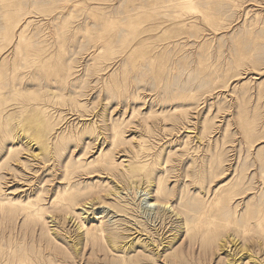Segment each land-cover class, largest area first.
<instances>
[{"label": "rangeland", "instance_id": "1", "mask_svg": "<svg viewBox=\"0 0 264 264\" xmlns=\"http://www.w3.org/2000/svg\"><path fill=\"white\" fill-rule=\"evenodd\" d=\"M256 203L264 0H0V264H264Z\"/></svg>", "mask_w": 264, "mask_h": 264}, {"label": "bare ground", "instance_id": "2", "mask_svg": "<svg viewBox=\"0 0 264 264\" xmlns=\"http://www.w3.org/2000/svg\"><path fill=\"white\" fill-rule=\"evenodd\" d=\"M216 175H217V173H214L212 178H214ZM243 183H244V181L240 180L239 182L233 184L232 186H229V188L226 189L225 191H222L221 193H219V195L216 196V198L213 200L212 205L207 206V208L209 207V210L204 205H202L201 207H198V209H196V210H198V212H197V221L195 222L194 225H189L188 226V231L190 232L192 229H196L197 227H200L201 223L204 222L202 217L207 215L208 212L211 211L212 209H216L217 211H219L225 205H228L232 200L237 199L238 196H242V195L246 194V192L248 191V187L243 186L242 185ZM164 194L165 193H164V190L162 188V183L160 182V187H159V190L157 191V198H156V202L157 203L155 202V204H154L152 202L153 204H151V207L152 206L155 207L157 205H160L163 202L165 203V205H167L169 200L164 196ZM61 198L64 199V200L70 199V201H72V202L75 201V200L71 199L72 196L67 197V195H61ZM78 202L79 201L76 200L75 203L78 204ZM171 207H172V205H171ZM255 207H257V208H254V205L250 207L251 209H249V211L243 217V224L242 225H239L238 222L236 223L233 220H231L230 218H227L225 220V222H224V225L221 227L222 232L225 231V229L233 226V231L235 233L234 234L235 238L238 237V239L241 238V241H246L248 234L251 233L256 226L259 227V228L264 229V207H261L260 203H256ZM164 208H165V206H164ZM192 208L195 209V205L194 204H193ZM196 208H197V206H196ZM189 211H190V209H189ZM175 212H177V211H175ZM193 213H195V212H193ZM177 214H178V212H177ZM255 218H256V222L252 223L251 220L255 219ZM208 230H210V228H208ZM222 232H220V233H222ZM217 233H218V231H217ZM202 240H203L202 243L200 242L202 250L199 251L198 260H200L201 262L205 263V262L210 261L211 258H212V254H211V248H212L211 245L212 244L207 239H202ZM196 241L197 240L195 239V243H196ZM193 243H194V241H193ZM236 263L237 262H235V264Z\"/></svg>", "mask_w": 264, "mask_h": 264}]
</instances>
